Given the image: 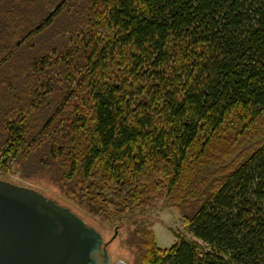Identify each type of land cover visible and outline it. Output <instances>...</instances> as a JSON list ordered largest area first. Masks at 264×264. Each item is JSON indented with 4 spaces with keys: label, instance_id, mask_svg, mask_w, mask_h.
Wrapping results in <instances>:
<instances>
[{
    "label": "trees",
    "instance_id": "16d2710c",
    "mask_svg": "<svg viewBox=\"0 0 264 264\" xmlns=\"http://www.w3.org/2000/svg\"><path fill=\"white\" fill-rule=\"evenodd\" d=\"M10 159L127 220L136 264H264V0H0Z\"/></svg>",
    "mask_w": 264,
    "mask_h": 264
},
{
    "label": "water",
    "instance_id": "95a60500",
    "mask_svg": "<svg viewBox=\"0 0 264 264\" xmlns=\"http://www.w3.org/2000/svg\"><path fill=\"white\" fill-rule=\"evenodd\" d=\"M102 240L71 207L0 178V264H111Z\"/></svg>",
    "mask_w": 264,
    "mask_h": 264
},
{
    "label": "rangeland",
    "instance_id": "374dc122",
    "mask_svg": "<svg viewBox=\"0 0 264 264\" xmlns=\"http://www.w3.org/2000/svg\"><path fill=\"white\" fill-rule=\"evenodd\" d=\"M0 178L35 188L48 197L57 199L62 204H71L73 208H78L47 178L42 176L23 177L13 159H10L5 165L0 164ZM144 217L152 221L156 242L160 247H169L175 241L174 232L185 231L178 210L175 208H165L160 202L155 203ZM83 219L101 232L106 250L111 254L113 259L124 260L127 264H136V248L130 246L126 241L129 236L128 227L130 226L127 220L110 222L87 213H84Z\"/></svg>",
    "mask_w": 264,
    "mask_h": 264
},
{
    "label": "flooded vegetation",
    "instance_id": "af4514ba",
    "mask_svg": "<svg viewBox=\"0 0 264 264\" xmlns=\"http://www.w3.org/2000/svg\"><path fill=\"white\" fill-rule=\"evenodd\" d=\"M103 238V237H102ZM102 247H103V249H105L106 250V245H105V242H104V239L102 240ZM120 261H121V259H113V257L111 256V254H110V262H111V264H120ZM124 261V260H123ZM126 262V261H125Z\"/></svg>",
    "mask_w": 264,
    "mask_h": 264
}]
</instances>
